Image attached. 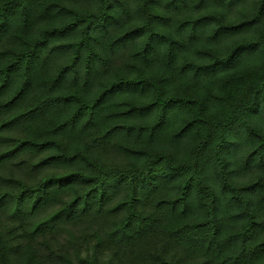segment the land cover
Here are the masks:
<instances>
[{"label":"trees","instance_id":"1","mask_svg":"<svg viewBox=\"0 0 264 264\" xmlns=\"http://www.w3.org/2000/svg\"><path fill=\"white\" fill-rule=\"evenodd\" d=\"M0 264H264V0H0Z\"/></svg>","mask_w":264,"mask_h":264},{"label":"snow or ice","instance_id":"2","mask_svg":"<svg viewBox=\"0 0 264 264\" xmlns=\"http://www.w3.org/2000/svg\"><path fill=\"white\" fill-rule=\"evenodd\" d=\"M252 51H254V49L249 50L248 48H240L239 50L234 51L229 57L231 66L238 64L241 59H243L247 55H250Z\"/></svg>","mask_w":264,"mask_h":264}]
</instances>
